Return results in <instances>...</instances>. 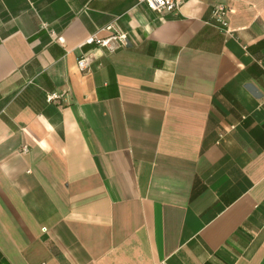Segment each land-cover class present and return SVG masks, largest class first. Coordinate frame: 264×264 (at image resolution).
Here are the masks:
<instances>
[{
    "label": "crops",
    "instance_id": "crops-1",
    "mask_svg": "<svg viewBox=\"0 0 264 264\" xmlns=\"http://www.w3.org/2000/svg\"><path fill=\"white\" fill-rule=\"evenodd\" d=\"M0 264H264V0H0Z\"/></svg>",
    "mask_w": 264,
    "mask_h": 264
},
{
    "label": "built area",
    "instance_id": "built-area-1",
    "mask_svg": "<svg viewBox=\"0 0 264 264\" xmlns=\"http://www.w3.org/2000/svg\"><path fill=\"white\" fill-rule=\"evenodd\" d=\"M138 4H146L149 9L160 12V13H171L177 14L180 9L182 8L183 4L186 0H137ZM228 9L223 6H219L214 11L213 17L214 20L217 22L218 26L226 32L227 34L230 33L228 29ZM101 32H108L110 35L107 37H102L100 34ZM52 35L54 33L52 32ZM61 41L60 39H58ZM84 45H91L100 48H104L109 52H115L120 47H128L129 40L125 34L118 33L116 30L113 32V27H107L105 29H101L98 32L92 34L87 38L84 42ZM92 63V56L90 54L84 55L77 64L78 70L80 72H86ZM56 99V96H49L48 101L51 102Z\"/></svg>",
    "mask_w": 264,
    "mask_h": 264
}]
</instances>
